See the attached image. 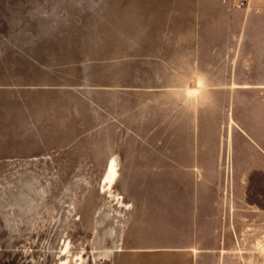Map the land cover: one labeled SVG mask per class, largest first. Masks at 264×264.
I'll return each instance as SVG.
<instances>
[{
	"label": "rangeland",
	"instance_id": "obj_1",
	"mask_svg": "<svg viewBox=\"0 0 264 264\" xmlns=\"http://www.w3.org/2000/svg\"><path fill=\"white\" fill-rule=\"evenodd\" d=\"M0 264H264V0H0Z\"/></svg>",
	"mask_w": 264,
	"mask_h": 264
}]
</instances>
